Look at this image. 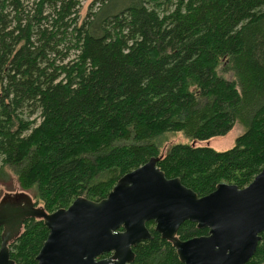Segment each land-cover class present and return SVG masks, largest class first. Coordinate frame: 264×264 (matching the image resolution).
<instances>
[{"label":"trees","instance_id":"16d2710c","mask_svg":"<svg viewBox=\"0 0 264 264\" xmlns=\"http://www.w3.org/2000/svg\"><path fill=\"white\" fill-rule=\"evenodd\" d=\"M79 9L0 0V181L11 174L47 214L100 202L151 158L198 197L249 185L264 167V0H91L81 21ZM235 125L243 133L229 150L192 145ZM167 135L188 143L161 154ZM145 226L151 238L130 264H181ZM47 234L23 221L10 260L36 264ZM206 235L186 221L176 237ZM247 264H264V232Z\"/></svg>","mask_w":264,"mask_h":264},{"label":"water","instance_id":"95a60500","mask_svg":"<svg viewBox=\"0 0 264 264\" xmlns=\"http://www.w3.org/2000/svg\"><path fill=\"white\" fill-rule=\"evenodd\" d=\"M157 160L122 176L105 199L77 198L67 209L47 214L30 199L5 197L0 201V264L10 260L8 243L27 219L41 220L48 230L36 264H130L132 248L151 238L146 223L175 249L181 264H247L264 232V167L243 189L219 184L198 197L178 178L166 179ZM25 206L8 212L10 201ZM207 235L180 241L184 222ZM121 229V230H120ZM109 255L105 259H99Z\"/></svg>","mask_w":264,"mask_h":264},{"label":"rangeland","instance_id":"374dc122","mask_svg":"<svg viewBox=\"0 0 264 264\" xmlns=\"http://www.w3.org/2000/svg\"><path fill=\"white\" fill-rule=\"evenodd\" d=\"M91 0H79V7H80V21L83 19V16H85L87 12V6L90 3ZM27 7L26 11L31 12L30 10L33 11L34 6L32 5L31 2L28 4H25ZM30 9V10H29ZM45 12L44 14H46ZM74 51L71 50L68 54V57L63 61V63H68L72 61L75 56H74ZM34 117L32 116L30 119H33ZM243 133V129L239 125H235L234 128L225 136H220V137H215L212 138L208 141L204 142H194L192 145L197 146V147H209L217 152H223L226 150L231 149L234 146V142L237 137H239ZM188 140L183 138L181 135H167V136H162L157 140V145L160 147V153L164 154L167 150L168 147L174 144H187ZM28 194V195H27ZM32 193H24L20 191L18 188V185L16 183L15 178L9 174L8 172L6 173V178L0 181V201L5 198V197H20L21 199L28 198L30 199V196ZM33 199V202H37L33 195L31 196ZM38 205H41L38 203Z\"/></svg>","mask_w":264,"mask_h":264},{"label":"flooded vegetation","instance_id":"af4514ba","mask_svg":"<svg viewBox=\"0 0 264 264\" xmlns=\"http://www.w3.org/2000/svg\"><path fill=\"white\" fill-rule=\"evenodd\" d=\"M9 206H8V212L10 213V212H13L15 209H18V208H20V207H24L25 206V204H24V202L23 201H18L17 199H15L14 201H10L9 202V204H8ZM17 224H19V223H15L12 227H8L7 229H6V231L8 230V229H15V228H21L22 227V224L20 225V226H18ZM2 229V231H1V234H2V232H3V228H1Z\"/></svg>","mask_w":264,"mask_h":264},{"label":"bare ground","instance_id":"6f19581e","mask_svg":"<svg viewBox=\"0 0 264 264\" xmlns=\"http://www.w3.org/2000/svg\"><path fill=\"white\" fill-rule=\"evenodd\" d=\"M31 202H32V200H31ZM32 204H33V202H32ZM36 208V207H35Z\"/></svg>","mask_w":264,"mask_h":264}]
</instances>
